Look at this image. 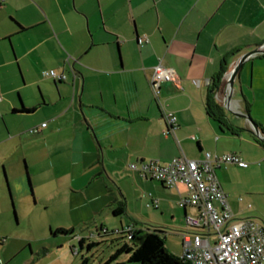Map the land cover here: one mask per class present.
I'll return each mask as SVG.
<instances>
[{
	"label": "crops",
	"instance_id": "obj_1",
	"mask_svg": "<svg viewBox=\"0 0 264 264\" xmlns=\"http://www.w3.org/2000/svg\"><path fill=\"white\" fill-rule=\"evenodd\" d=\"M142 36L150 40L145 46L138 44ZM261 44L264 0H0V220H8L10 209L3 170L21 198L33 194L25 186L32 180L49 191L41 194L43 204L61 212L47 221L45 248L29 238L11 247L0 235V264H92L88 256L77 263L78 256L101 229L117 234L148 226L130 210L133 194L175 220L186 188L144 177L132 163L237 154L248 168L225 165L216 173L234 217L248 218L237 186L264 184V145L238 115L232 124L242 131L223 129L206 103L223 70ZM159 63L177 75L160 93L165 111L177 117L176 135L166 134L151 87ZM51 70L66 80L46 78ZM234 97L236 114L264 129V54L245 63ZM180 209L185 220L198 215L197 208ZM80 211L89 219H78ZM61 228L73 233L55 234ZM82 239L79 249L75 240ZM128 259L115 264H134Z\"/></svg>",
	"mask_w": 264,
	"mask_h": 264
},
{
	"label": "built area",
	"instance_id": "obj_2",
	"mask_svg": "<svg viewBox=\"0 0 264 264\" xmlns=\"http://www.w3.org/2000/svg\"><path fill=\"white\" fill-rule=\"evenodd\" d=\"M150 42L147 36L138 38V44ZM46 78L64 81L66 76L55 70L44 73ZM177 82L176 72L159 63L154 68L151 87L164 110L167 123L166 134L176 135L177 117L165 111L160 101L161 84ZM0 101L2 96L0 95ZM46 127L42 124L40 128ZM39 128H32L31 134ZM225 165L248 168L249 163L237 154L212 155L206 153L200 160L188 159L184 154L168 163L157 160L132 163V171H139L144 177L159 181L164 186L186 188L188 197L178 202V206L197 208L198 215L186 216L189 228L183 240L182 258L190 264H264V223L255 216L246 219L235 218L228 196L218 180L216 171ZM157 207V204L156 206Z\"/></svg>",
	"mask_w": 264,
	"mask_h": 264
},
{
	"label": "rangeland",
	"instance_id": "obj_3",
	"mask_svg": "<svg viewBox=\"0 0 264 264\" xmlns=\"http://www.w3.org/2000/svg\"><path fill=\"white\" fill-rule=\"evenodd\" d=\"M28 172L31 178L33 176V173L30 168L28 169ZM12 177V174L9 173V179L13 183V189H15L13 190L14 193L12 192V194L10 195L9 179L7 177V173H5L4 170L2 171V178L4 186H6L10 209L8 214V220L4 224H2L0 220V235H3L2 237H4L5 241H7L8 244H10L9 246L11 247H16L17 244L22 243L23 239L29 238L31 239L32 243H34L36 249H38L39 247L45 248L46 244L49 246V243L46 240L43 241L42 238L49 235L47 221L49 220V218H55L56 216L59 217L61 215V212L58 211V215L56 207L52 206L53 204H50V206H46L45 204H43L41 194H46L49 191L46 188H38L36 186H33L32 180L31 184H28L27 182L25 186L26 188L28 187L29 190L32 188L33 194L30 190L29 197L21 198L19 193L17 192V189L15 188V186L17 185L14 184V178ZM234 187L236 188V186ZM237 187V196H235V198L238 201V206L241 209L247 208V216H255V218H257L258 220L261 219V221H263L262 218L264 217V184H249V186H246L245 188H242V186ZM39 189L41 192L39 191ZM141 197L142 196H139V194H133V197H131L130 210L134 213H139L140 216H143L149 221L147 222L148 226L146 227H155L159 230L164 231V235L166 237V247L168 251L171 253H177V255L182 256L184 240L183 235L189 230L186 224V220L183 217V211L180 209L179 206H176L177 218L173 220L172 216H163V212L161 209L147 207V204H149L148 198H145L146 200L144 199L142 201L137 202V198L139 199ZM77 216L78 219H83L82 217H84L85 220L89 219L87 218L86 212L80 211ZM112 216H109V220L113 221L114 223L115 221H120L121 218L125 221H129L128 217L126 216ZM243 217L241 216L239 218ZM82 227L85 228V226ZM78 229L80 233L81 228ZM93 229L95 231V228ZM85 233H87V236L91 234V232L88 231H85ZM117 237V235H112L105 238H101L98 236L87 240L84 249L78 256L77 263H81L82 256H88V258L90 259V263L102 264L112 255L113 251L118 246L117 243H123V241H121V239L119 240ZM40 238L42 239L38 240ZM114 238L117 239L113 240ZM36 240H38V242H36ZM75 241L77 243L76 246L80 249L81 246L79 241ZM91 241H95L100 244L96 245L90 252H88V245ZM124 241L127 240L124 239ZM28 252L29 250L26 249L24 254H28ZM124 258L125 257H123L122 259Z\"/></svg>",
	"mask_w": 264,
	"mask_h": 264
},
{
	"label": "trees",
	"instance_id": "obj_4",
	"mask_svg": "<svg viewBox=\"0 0 264 264\" xmlns=\"http://www.w3.org/2000/svg\"><path fill=\"white\" fill-rule=\"evenodd\" d=\"M226 70H223V73L217 80V88L220 86L222 77ZM215 89L208 95V100L206 103V111L210 117L216 119L223 129L235 133L238 128L239 131H242L241 128L236 127L229 122L227 113L223 106L219 104L215 99ZM261 129V128H260ZM261 130L264 131L262 128ZM258 143L264 142L259 141L258 138L254 137ZM115 215H121L120 209L114 212ZM99 237L105 238L112 235H117L118 239L123 241V243H117L118 246L115 248V252L102 264H115L121 256L127 255L129 263L134 264H190L180 256H177L168 251L166 247V237L165 232L159 230L155 227H142L138 228L136 225H129L127 229L122 230L121 232L114 234L109 232L106 229H101ZM73 230L66 229H57L55 234H72ZM114 238L113 240L117 239ZM127 240V241H124ZM86 242L85 239L80 241V244L83 245ZM100 243H90L88 245V250L91 251L96 245ZM120 244V245H119ZM88 259L85 258L83 263H87Z\"/></svg>",
	"mask_w": 264,
	"mask_h": 264
},
{
	"label": "water",
	"instance_id": "obj_5",
	"mask_svg": "<svg viewBox=\"0 0 264 264\" xmlns=\"http://www.w3.org/2000/svg\"><path fill=\"white\" fill-rule=\"evenodd\" d=\"M259 54H264V44L257 46L254 50L241 54L234 62H232V64L229 65V68L222 77L220 86L216 90L217 93L215 95V99L225 109L230 123L234 120L236 121L237 119H235V116L238 115L241 120L247 121L250 124V132H252V134L256 136L259 141L264 142V131L261 130L259 125L252 120L250 115L242 112L240 114H236L234 106V102H236L234 97L235 84L240 76V72L246 62L252 60L254 56Z\"/></svg>",
	"mask_w": 264,
	"mask_h": 264
},
{
	"label": "bare ground",
	"instance_id": "obj_6",
	"mask_svg": "<svg viewBox=\"0 0 264 264\" xmlns=\"http://www.w3.org/2000/svg\"><path fill=\"white\" fill-rule=\"evenodd\" d=\"M234 106H235V102H234ZM235 111V110H234Z\"/></svg>",
	"mask_w": 264,
	"mask_h": 264
}]
</instances>
